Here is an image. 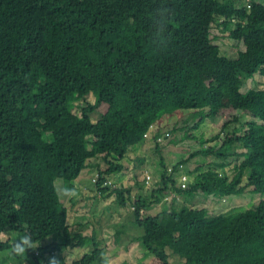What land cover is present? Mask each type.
Segmentation results:
<instances>
[{
    "label": "trees",
    "instance_id": "obj_1",
    "mask_svg": "<svg viewBox=\"0 0 264 264\" xmlns=\"http://www.w3.org/2000/svg\"><path fill=\"white\" fill-rule=\"evenodd\" d=\"M159 8L170 10L163 45L152 38ZM214 26L244 49L233 58L222 54L212 41ZM262 73L260 0H0V230L12 239L32 234L39 246L25 262L47 264L48 255L60 264H106L93 235L70 229L55 187L56 180L74 187L90 169L96 202L114 196L127 203L141 230L140 248L159 264L180 253L181 264H264V199L228 216L166 206L141 216L172 190L190 198L264 195V122L254 113L264 108V91H240L244 80ZM224 109L230 118L205 141L215 145L190 155L222 161L199 168L192 186L182 177L184 188L175 189L162 176L150 198L133 202L129 189L111 186L130 147L150 133L160 152L157 131L167 118L190 113L191 132ZM12 239L0 243V252ZM85 241L91 251L67 263L62 250Z\"/></svg>",
    "mask_w": 264,
    "mask_h": 264
},
{
    "label": "rangeland",
    "instance_id": "obj_2",
    "mask_svg": "<svg viewBox=\"0 0 264 264\" xmlns=\"http://www.w3.org/2000/svg\"><path fill=\"white\" fill-rule=\"evenodd\" d=\"M260 1L264 4V0ZM211 37H214L212 39L213 43L227 57L233 58L239 51L244 49L241 42L231 40L227 33L221 32L218 27H212ZM251 90L259 93L264 91V73L255 74L253 78L244 80L241 84L240 91L242 93ZM89 102H94L93 97H90ZM80 108L81 106L77 104L73 109V113L79 115ZM254 113L256 114L257 122H264L263 107L258 110V113L256 111ZM230 116V110L224 109L220 117L215 121L207 120L198 130H191V132L189 131L194 124V120L190 113L182 112L167 118L163 123L159 124L160 127L157 131L161 137L169 133V137L166 140L161 144L158 143L160 152L156 151V143L153 142L152 133H150L143 145L130 147L125 159L121 161L124 171L118 175L111 176L109 179L111 186L117 189H129L131 202L138 199L139 196L150 198V193L160 187L162 176L170 177L174 182L175 189L182 188L181 178L184 177V183L189 188L195 183L196 177L200 173L199 168H203L202 170L206 171L207 165L218 164L222 161L213 155L201 157L197 155L194 158H190V155L195 151H200L202 148H212L215 143L210 140L209 142L205 141L219 134L223 123ZM96 118L97 115L92 116L94 121ZM172 128L174 129L172 130ZM234 161L238 162V160H232L231 158L226 159L224 162L233 164L235 163ZM96 162L101 164L102 161ZM215 170L222 175L230 174L228 167L224 168V172L217 167H215ZM93 174L92 170L86 169L73 182L74 187L78 191L77 197L60 198V201L67 208V224H69L70 229L72 231H82V234L88 237L93 235L95 242L105 249L108 248V252L112 257L110 264H159L155 258L144 255L140 248L141 230L136 226L134 216L127 203L121 206L119 202H116L114 196L104 198L102 202L101 199L96 202L95 198L98 196L95 195L96 191L92 180L94 178ZM147 176L149 180L147 181L148 183H145ZM55 187L56 190L63 187L62 180H56ZM263 199L264 195L251 194V192H245L237 196H227L222 199L215 196L204 198L200 193H197L193 198H190L186 195H179L172 190L163 195L159 205L144 211L141 216H154L165 206L172 208L176 212L180 209L192 207L197 211H203L208 217L228 216L245 210H252L251 208L255 207ZM81 225L86 226L81 227ZM16 236L17 234H13L14 238ZM53 241L54 239L49 238L46 244ZM90 251L91 242L85 241L79 247L69 248L68 252L65 251L63 253L62 250L61 256L66 255V262L71 263ZM182 256V253L172 255L169 262L171 264H181ZM26 257H28L27 253ZM48 258V255L44 256L46 262ZM16 264H23V262L17 261ZM25 264H34V261L28 259Z\"/></svg>",
    "mask_w": 264,
    "mask_h": 264
},
{
    "label": "clouds",
    "instance_id": "obj_3",
    "mask_svg": "<svg viewBox=\"0 0 264 264\" xmlns=\"http://www.w3.org/2000/svg\"><path fill=\"white\" fill-rule=\"evenodd\" d=\"M169 9L159 8L153 17V40L161 45L166 43L165 32L168 23ZM59 198H75L78 191L75 187L63 186L56 190ZM12 239L11 231L0 230V243H5ZM37 245L30 232L25 231L22 235H17L12 239L11 247L0 252V264H16L17 261H23L25 264L26 253L29 250H35ZM43 264V262H41ZM47 264H60L55 256L48 258Z\"/></svg>",
    "mask_w": 264,
    "mask_h": 264
},
{
    "label": "crops",
    "instance_id": "obj_4",
    "mask_svg": "<svg viewBox=\"0 0 264 264\" xmlns=\"http://www.w3.org/2000/svg\"><path fill=\"white\" fill-rule=\"evenodd\" d=\"M151 135H153V134H151ZM80 186H83V185H81V184H79ZM101 202H102V200H101ZM103 204H105V202H103ZM103 248V247H102ZM69 250V249H68ZM68 250H67V252H68ZM103 251H104V257L106 258V264H110V261H111V259H112V257L110 256V254H109V249L107 248V249H105V248H103ZM107 251V252H106ZM125 253V252H124ZM123 264V263H122Z\"/></svg>",
    "mask_w": 264,
    "mask_h": 264
},
{
    "label": "built area",
    "instance_id": "obj_5",
    "mask_svg": "<svg viewBox=\"0 0 264 264\" xmlns=\"http://www.w3.org/2000/svg\"><path fill=\"white\" fill-rule=\"evenodd\" d=\"M168 137H169V134L166 133V134L164 135V137H161V138L159 139V141H163V140H165V139L168 138ZM145 179H146L145 183H148L147 181L149 180V177L147 176V178H145ZM182 180L184 181L185 179L182 178ZM182 188H184V186H182Z\"/></svg>",
    "mask_w": 264,
    "mask_h": 264
}]
</instances>
